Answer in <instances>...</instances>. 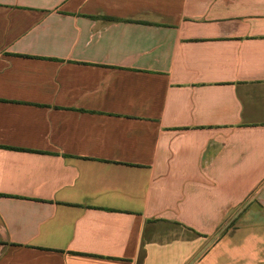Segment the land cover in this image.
Listing matches in <instances>:
<instances>
[{
	"label": "crops",
	"instance_id": "1",
	"mask_svg": "<svg viewBox=\"0 0 264 264\" xmlns=\"http://www.w3.org/2000/svg\"><path fill=\"white\" fill-rule=\"evenodd\" d=\"M0 264H264V0H0Z\"/></svg>",
	"mask_w": 264,
	"mask_h": 264
}]
</instances>
